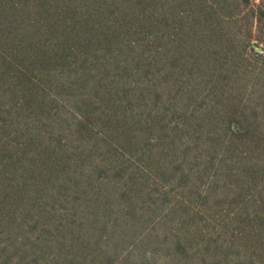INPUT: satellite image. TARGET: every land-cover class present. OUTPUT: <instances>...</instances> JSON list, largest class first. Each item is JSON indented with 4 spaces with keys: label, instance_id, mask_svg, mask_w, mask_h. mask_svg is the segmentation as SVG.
Segmentation results:
<instances>
[{
    "label": "trees",
    "instance_id": "obj_1",
    "mask_svg": "<svg viewBox=\"0 0 264 264\" xmlns=\"http://www.w3.org/2000/svg\"><path fill=\"white\" fill-rule=\"evenodd\" d=\"M0 264H264V0H0Z\"/></svg>",
    "mask_w": 264,
    "mask_h": 264
}]
</instances>
